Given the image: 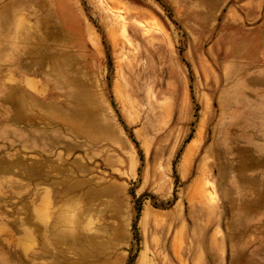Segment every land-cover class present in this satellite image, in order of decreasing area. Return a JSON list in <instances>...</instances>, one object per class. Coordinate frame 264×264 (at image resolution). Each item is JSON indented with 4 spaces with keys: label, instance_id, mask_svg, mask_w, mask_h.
Masks as SVG:
<instances>
[{
    "label": "rangeland",
    "instance_id": "rangeland-1",
    "mask_svg": "<svg viewBox=\"0 0 264 264\" xmlns=\"http://www.w3.org/2000/svg\"><path fill=\"white\" fill-rule=\"evenodd\" d=\"M79 259L264 264V0H0V264Z\"/></svg>",
    "mask_w": 264,
    "mask_h": 264
},
{
    "label": "crops",
    "instance_id": "crops-1",
    "mask_svg": "<svg viewBox=\"0 0 264 264\" xmlns=\"http://www.w3.org/2000/svg\"><path fill=\"white\" fill-rule=\"evenodd\" d=\"M72 204L71 205H73L74 204V201L73 202H71ZM69 206V205H68ZM80 230V229H79ZM74 253L75 254H78V255H82V248H81V244H78L77 246L75 245L74 246ZM70 264V263H69ZM74 264H82V259H79L78 261H74Z\"/></svg>",
    "mask_w": 264,
    "mask_h": 264
},
{
    "label": "trees",
    "instance_id": "trees-1",
    "mask_svg": "<svg viewBox=\"0 0 264 264\" xmlns=\"http://www.w3.org/2000/svg\"><path fill=\"white\" fill-rule=\"evenodd\" d=\"M136 219H137V215L135 216L133 222H132V228H135L136 226Z\"/></svg>",
    "mask_w": 264,
    "mask_h": 264
},
{
    "label": "bare ground",
    "instance_id": "bare-ground-1",
    "mask_svg": "<svg viewBox=\"0 0 264 264\" xmlns=\"http://www.w3.org/2000/svg\"><path fill=\"white\" fill-rule=\"evenodd\" d=\"M234 251V250H233Z\"/></svg>",
    "mask_w": 264,
    "mask_h": 264
}]
</instances>
